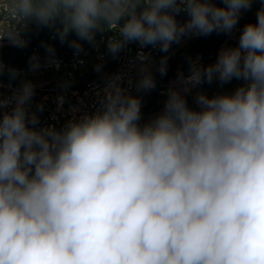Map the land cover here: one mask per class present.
<instances>
[{
  "label": "clouds",
  "instance_id": "obj_1",
  "mask_svg": "<svg viewBox=\"0 0 264 264\" xmlns=\"http://www.w3.org/2000/svg\"><path fill=\"white\" fill-rule=\"evenodd\" d=\"M2 2L9 21L0 41L26 47L21 32L33 21L55 28L61 42L72 31L94 43L107 27L118 34L107 45L113 56L131 42L167 51L184 36L231 34L252 4ZM182 12L190 18L181 24ZM71 46L82 51L78 41ZM47 51L54 55L51 46ZM30 62L32 71L41 66L37 56ZM189 64L190 74L177 78L183 92L217 77L246 84L231 95L199 94L200 111L172 86L164 111L141 125V102L116 75L103 89L101 109L63 131L35 127L39 119L27 108L31 82L10 97L0 94V110L14 103L0 114V264H264V7L238 46L222 48L214 64L204 66L200 57ZM4 68L0 62V74ZM141 71L137 87L154 88L152 75ZM166 71L165 59L161 75Z\"/></svg>",
  "mask_w": 264,
  "mask_h": 264
},
{
  "label": "built area",
  "instance_id": "obj_2",
  "mask_svg": "<svg viewBox=\"0 0 264 264\" xmlns=\"http://www.w3.org/2000/svg\"><path fill=\"white\" fill-rule=\"evenodd\" d=\"M184 14L186 13L182 12L177 15L176 19L178 23L179 18ZM8 21L9 17L7 15V9L4 6L2 0H0V26L8 23ZM28 29L29 24L28 27L21 32L22 38L27 41L26 47L18 48L11 46L7 39H5L0 41V44H2L0 48L12 47L19 50L24 61L25 58H31L33 56H37L39 59H47L46 54H42L38 47L32 44L31 38L27 35ZM241 33L242 32L238 29L232 33V35L228 38V48L238 46L239 36ZM117 35V32L113 30V32H110L109 38L101 37L93 44L90 50L84 52L82 57L75 53L70 55H64L60 53L58 56H52L47 59L48 68H44L43 70L32 71L29 69V65H27L21 69H16L18 74L13 77L10 75L8 68H6V66L3 64L5 66L3 73L10 77L11 81H0V85H2L0 86V94H2L4 97H10L13 94V91L15 89H19L23 83L31 82L34 86V95L27 108L29 115L35 113L39 119V123L35 125V127L37 129L53 127L57 131H63L70 121H78L81 117L85 115H92L98 109H101V100L104 95L103 89L106 87L107 82L116 75L121 77L120 86L125 90V92L128 95L134 96L136 69L139 65H145L152 68L154 71L162 51L159 46L155 48L152 46H147L143 49H141L140 46L129 47L133 49V59L128 61L126 68L113 70L112 75H101L98 81L93 82V87L87 88L85 92H71L70 82L75 80L78 74L85 71L89 65L95 62H103L106 59L107 53L109 52L107 47L109 39L116 38ZM189 37L190 36H185V39L181 40L179 44L183 45V43ZM56 38V35L51 37L53 40H56ZM141 51H143L148 56L147 60L141 61L137 58V53ZM63 57H73V65L63 64ZM217 58L213 60L200 58V62L204 66L211 65L216 62ZM52 60H55L59 63L58 68L51 62ZM189 74L190 72H188L185 77H187ZM241 82L243 85L246 84V82L243 80H241ZM204 85L205 83H201L195 87H203ZM54 86H64L63 96H37V89H46ZM170 87L172 86H167V84L161 85L156 93L168 97V91ZM175 87L183 88V85L177 82ZM155 88L156 83L154 88L144 90L143 94L149 95L150 92L155 90ZM214 96L215 95L212 93L207 94V97L209 98ZM12 107H14V103L7 109L0 110V114H2V111H11ZM29 126L32 127V125Z\"/></svg>",
  "mask_w": 264,
  "mask_h": 264
},
{
  "label": "trees",
  "instance_id": "obj_3",
  "mask_svg": "<svg viewBox=\"0 0 264 264\" xmlns=\"http://www.w3.org/2000/svg\"><path fill=\"white\" fill-rule=\"evenodd\" d=\"M212 2L218 7H225L222 0H212ZM261 7H264V0H252L250 9L241 10L238 23L233 29L232 33L236 29L242 32L245 25L257 23V12ZM137 11H141V8H138ZM189 18L190 17L186 13L179 18V23H185ZM123 23L124 21L121 20L120 24L122 25ZM56 27H62V25L57 22ZM110 32L112 31L107 27L103 31H97L95 34L94 43L101 37L109 38ZM232 33L225 34L222 32L218 33L214 31L207 36L193 35L190 36L183 43V45L175 47L180 42L172 43L167 51H161L153 76V79L156 83L155 90L150 92L149 95L140 94V96L137 97L141 102V120L139 123L143 125L146 118L158 110L157 100L159 98V94H157L156 92L161 85L168 83H172L175 85L177 83L179 73L182 72L185 75L190 72L189 58H192L193 60L195 59V57H200L207 60L216 59L219 54L220 46L224 42H228V38L232 35ZM27 35L31 38L32 44L38 47L39 51H41L42 54H46L47 59L50 58L47 51L48 46H51V48L54 49L53 56H58L60 53L64 55L75 53L78 56L82 57L84 52L90 50V48L94 44L89 43L85 40H80L76 33L72 31H70L65 40L61 42L55 28L41 27L38 26L34 21L29 23ZM53 35H56V40L51 39ZM183 39H185V36L181 38V40ZM72 41H78L82 47V51L77 53L76 50L71 46ZM137 43L138 42H131L125 46L132 47ZM121 51L115 56H113V54L109 51L106 55V59L103 62H95L89 65V67L85 71L78 74L75 80L70 82L71 87H73L72 89H79L87 82L92 83L98 81L99 77L105 72L111 73L114 69H116L117 60ZM47 59L42 60L46 61ZM165 59L167 64V71L166 74L161 75V63ZM0 62H2L8 69H21L23 67H26L27 65H29V69H31L30 64L26 61V59L24 61V59L20 55L19 50L12 47L0 48ZM98 65L100 66L99 71H97ZM0 81L10 82L11 80L10 77L2 73L0 74Z\"/></svg>",
  "mask_w": 264,
  "mask_h": 264
},
{
  "label": "crops",
  "instance_id": "obj_4",
  "mask_svg": "<svg viewBox=\"0 0 264 264\" xmlns=\"http://www.w3.org/2000/svg\"><path fill=\"white\" fill-rule=\"evenodd\" d=\"M222 48H228V44L226 42H224L219 49V52ZM207 66V65H206ZM205 83V86L203 87H189V91L188 92H183L182 89L183 88H178L181 90V95L183 97H190V104H189V109L194 110V111H200L201 108L200 106L196 103V97L199 94H204L205 95V91L207 92V94H213L215 96L218 95H231L234 94L235 90L241 86H244L243 83L241 82V80L235 79L233 78L231 81L226 82V83H221L217 78H214L213 81L211 83H208L207 81L203 82ZM168 99V97L166 98H160L157 100V105H158V110L154 113H152L151 115H149L146 120L144 121V123L149 122L151 119H154L156 116H158L159 114H161L164 110L165 107V102Z\"/></svg>",
  "mask_w": 264,
  "mask_h": 264
},
{
  "label": "bare ground",
  "instance_id": "obj_5",
  "mask_svg": "<svg viewBox=\"0 0 264 264\" xmlns=\"http://www.w3.org/2000/svg\"><path fill=\"white\" fill-rule=\"evenodd\" d=\"M112 32L113 30L110 29ZM228 44V42H227ZM139 46V44H135L134 46L132 47H137ZM26 61L30 64V58H25ZM130 59H133V49L129 48V47H124L118 57V60H117V66H116V69L114 70H117V69H122V68H126L127 65H128V61ZM196 59V58H195ZM39 62H40V68L37 69V70H43L44 68H48V61H43L42 59H39ZM63 64L65 65H73V57H66V58H63ZM31 70V69H30ZM102 75H112V72L108 73V72H105L103 73ZM187 74H185L184 76H186ZM176 85V84H175ZM174 84H170L168 83L167 86H175ZM93 87V82L92 83H86L84 84L81 88L79 89H72L73 87H71V92H85V90L87 88H92ZM64 94V86H54V87H51V88H46V89H37V96L39 97H57V96H63ZM145 124V123H143Z\"/></svg>",
  "mask_w": 264,
  "mask_h": 264
},
{
  "label": "rangeland",
  "instance_id": "obj_6",
  "mask_svg": "<svg viewBox=\"0 0 264 264\" xmlns=\"http://www.w3.org/2000/svg\"><path fill=\"white\" fill-rule=\"evenodd\" d=\"M180 44H178L177 46L175 47H179ZM141 69H144L146 70V72L150 73L152 75V77L154 76V71L152 68L148 67V66H145V65H139L136 69V76H135V83H134V96L135 97H138L140 96V94H143L144 93V90H141L137 87V84H138V81L140 80L141 76L144 74ZM205 95L207 96V92L205 91ZM166 98V96H163V95H159V98ZM185 101H186V104L187 106H189L190 104V97H184ZM164 110V109H163Z\"/></svg>",
  "mask_w": 264,
  "mask_h": 264
}]
</instances>
